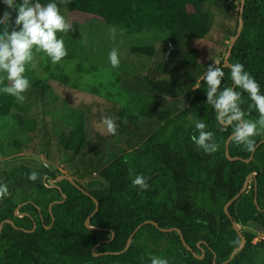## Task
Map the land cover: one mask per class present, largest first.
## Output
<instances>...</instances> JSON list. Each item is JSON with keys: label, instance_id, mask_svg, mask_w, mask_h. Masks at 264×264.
<instances>
[{"label": "trees", "instance_id": "16d2710c", "mask_svg": "<svg viewBox=\"0 0 264 264\" xmlns=\"http://www.w3.org/2000/svg\"><path fill=\"white\" fill-rule=\"evenodd\" d=\"M236 1L239 9L234 28L221 30L225 39L237 33L241 0H55L60 11L97 19L130 34L144 31L163 34L164 56L170 58L174 48H186L183 63L194 69L200 64L201 52L190 47L189 42L205 39L214 27L215 9L222 14V10L227 12L234 7ZM40 2L46 4L48 0ZM5 11H10L14 19L15 11L0 2V16ZM243 22L229 61L242 63L264 92V0H245ZM6 27L0 26V33ZM77 42L74 38L62 60H71L83 51L82 44ZM131 52L153 57L156 47L139 45L132 47ZM217 66L225 73L221 87L232 86L230 68L224 61ZM160 68L165 70L163 65ZM45 69L52 78L70 83L66 75H55L50 64ZM201 72L190 75L192 92L188 105L158 125H154L153 120L163 102L177 96L182 81L177 77L154 79L149 76H132L131 80H125L130 85L126 88L129 99L127 107L118 111L116 138L124 139L129 150L117 154L119 158L114 162L117 170L111 174L100 171L105 181V184L100 182V188H94V179L82 184L80 180L85 178V173L76 174L71 170L70 176L81 189L66 179L57 182L58 187L49 184V180L59 174L53 165L54 154L49 149L53 144L50 122L46 116L39 119L36 135L51 163L38 166L37 160H31L37 167L21 163L0 172V184L7 188V195H0V225L4 224L0 234V264H151L154 255L167 259L169 264H223L241 243L233 222L241 227L246 244L226 264H258L256 249L263 248L264 241L254 243L256 233L246 227L257 225L264 229V130L252 138L255 148L251 152L231 139L229 154L240 159L229 160L226 143L233 129L220 125L215 119L214 109L206 101V84L200 79L204 69ZM116 78L120 81L122 77L118 74ZM41 82L38 80L34 86ZM7 83V80L0 81V87ZM236 90L241 91V108L246 118L258 119L255 107H249L252 102L248 94L239 88ZM93 92L97 90L93 88ZM15 102L13 96L0 94V118L15 115ZM190 117L206 123V130L213 133L218 145L217 151L207 153L193 143L191 136L198 134V130L191 124ZM126 131L136 133L139 139L132 141L124 137L122 134ZM62 139L56 136L57 147L64 155L86 156L84 148L90 144L86 132L75 140ZM13 143L20 145L17 141ZM111 143L96 145L94 150L104 152ZM28 150L32 155L38 153L36 146ZM251 156L249 163L244 161ZM14 159H23V156L16 155ZM63 160L65 157L60 162ZM31 171L37 173L36 181L28 179ZM252 173L256 177L231 203L227 214L225 205L241 191ZM135 174L147 178V189L132 185ZM63 194L66 200L58 203L63 200ZM94 199L99 209L90 219V226L95 230H90L86 220L95 211ZM7 220H12L19 229ZM146 221H154L158 227L144 224L133 236L128 250L122 252L130 235ZM35 225L36 229L31 232ZM159 228L179 229L192 251L184 246L177 231L164 232ZM193 252L204 257L199 259Z\"/></svg>", "mask_w": 264, "mask_h": 264}, {"label": "rangeland", "instance_id": "374dc122", "mask_svg": "<svg viewBox=\"0 0 264 264\" xmlns=\"http://www.w3.org/2000/svg\"><path fill=\"white\" fill-rule=\"evenodd\" d=\"M234 5L227 12L222 10V14L220 10L215 9V24L207 37L189 42L190 47L197 48L201 52L200 64L196 69L183 63L182 54L186 52V48H174L170 58L164 56L162 51L166 47L162 42L165 39L163 34L154 31L130 34L115 29L113 35L109 31L110 26L102 21L85 16H74L67 10L60 11L71 28L68 32L57 35L63 37L66 49L70 48L76 38L77 43L82 44L83 51L71 60H61L55 64L45 54H34L35 67L26 68L25 75L29 78L30 87L24 93V101L16 100L14 116L0 118V172L21 163L36 165L30 159H14L16 155H32L28 152V148L34 146L38 153L32 156L39 158L36 161L37 165L51 163L45 153L46 148L41 145L39 136L36 135L38 120L46 116L50 122V134H52L50 136L53 142L49 149L51 148V154H54L53 165L59 176L66 175L73 179L69 170L76 174L85 173V178L80 180L81 183L86 184L94 179V188H100V182L105 184L104 179L101 178L102 174L99 175L100 171L111 174L117 170L118 165L114 163L119 158L117 154L122 150L125 152L129 150L128 143L125 144L124 139L116 138L119 125L118 111L127 107L129 99L126 88L130 85H127L126 81L131 80L132 76H149L154 79L179 78L182 83L177 96L167 98L163 102L152 123L158 125L175 116L188 105L192 92L190 75L193 72L200 75L201 69L205 71L208 64L214 62L219 65L225 60L232 38L225 39L221 36V30L223 27L234 28L239 9L238 1ZM148 44L156 47L153 57L138 56L131 52L132 47ZM114 48L118 50L120 61L116 67H113L108 60V54ZM47 64H50L51 71L56 73L55 75H66L70 83L52 78L50 72L45 69ZM161 65L165 66V70L160 68ZM190 71L193 72L189 75ZM118 74L122 77L120 81L116 78ZM38 80L42 82L36 87L34 84ZM76 85L79 88H76ZM93 88L97 93L93 92ZM105 117L114 118L116 125L114 132L107 129L103 122ZM82 132L89 135L90 144L84 148L86 156L64 155L57 147L56 136L63 138L62 141H71ZM122 135L132 141L139 139L136 133L130 131ZM14 141L19 142L20 145L16 146ZM110 142H112L110 147L104 148V152L98 150L97 153L95 152L96 145L105 146ZM22 152L26 153L21 154ZM64 157L63 163L60 162ZM246 229L256 233L254 243L264 241L263 228L250 225ZM256 250L258 264H264V247H258Z\"/></svg>", "mask_w": 264, "mask_h": 264}, {"label": "clouds", "instance_id": "9594fccd", "mask_svg": "<svg viewBox=\"0 0 264 264\" xmlns=\"http://www.w3.org/2000/svg\"><path fill=\"white\" fill-rule=\"evenodd\" d=\"M7 9L14 10L16 15L12 18L10 11L0 16V26H7L0 33V81L8 83L0 87V94L13 96L18 102L25 99L24 93L30 87L26 73L27 67H35L34 53L43 52L52 63H57L67 55L64 39L57 33L68 32L71 28L66 17L60 12L55 0H48L42 4L40 0H0ZM10 24L12 25L10 28ZM114 35L115 28L109 27ZM109 63L116 67L119 65V53L112 49L108 54ZM232 86L221 87V80L225 73L214 62L207 65L200 77L206 84V101L215 112V119L222 126L232 127V139L254 151L255 142L252 139L264 129V92L260 84L247 71L242 63H232L230 66ZM248 94L252 104L259 113L256 120L246 118L245 110L241 108V91ZM198 134L192 135L191 140L198 149L210 153L218 149L213 133L207 131V125L202 119L189 118ZM110 132L115 131V122L112 117L103 120ZM38 175L35 171L28 174V179L36 181ZM147 178L142 174H135L131 179L134 186L147 189ZM0 195H7V188L0 184ZM151 264H169L165 258L151 257Z\"/></svg>", "mask_w": 264, "mask_h": 264}, {"label": "water", "instance_id": "95a60500", "mask_svg": "<svg viewBox=\"0 0 264 264\" xmlns=\"http://www.w3.org/2000/svg\"><path fill=\"white\" fill-rule=\"evenodd\" d=\"M244 5H245V0H241V7H240V13H239V23H238L237 33H236V35H235V36L232 38V40H231V43H230L229 48H228V51H227L226 58H225V60H224V64H225L226 67H229V66L231 65V63H230V61H229V58H230V56H231V54H232L233 47H234L236 41L238 40V38L240 37L241 32H242V29H243V24H244V22H243V10H244ZM231 139H232V135L228 138L227 143H226V156H227V158H228L229 160H237V159H240V158H237V157H231L230 154H229V143H230V140H231ZM23 159H30V160H37V161L39 160L38 157H36V156H32V155H26V156H23ZM251 159H252V156H251L249 159L244 160V161L247 162V163H249V162L251 161ZM255 177H256V174H255V173L250 174V175L248 176V178H247V181L244 183L243 188L241 189V191H240V192H239L234 198H232V199H231V200L225 205L224 209H225V212H226L227 214H229L228 208H229V206L231 205V203H232L234 200H236V199H237V198H238L243 192L246 191V189L248 188V185H249V181H250L252 178H255ZM64 179L70 181L74 186H76V187H78L79 189H81L73 179H71L69 176H66V175H61V176H58L56 179L49 180V184L52 185L53 187H58L56 183H57V182H60V181H62V180H64ZM66 197H67L66 194H63V200H62V201H57V202L59 203V202H63V201H65V200H66ZM94 201H95V203H96L95 211H94L93 214H92L90 217H88V219L86 220V227H88L90 230H95L94 227L90 226V219H91V217H92L94 214L97 213V211H98V209H99V203H98V201L95 200V199H94ZM255 203L257 204V199H255ZM51 207H52V204L50 205V211L52 210ZM16 213H18V212H16ZM52 220L54 221V218H53ZM7 222L10 223V224H12L14 227H16L15 224H14V222H13L12 220H7ZM147 223L154 224L155 226L158 227V224H157L156 222H154V221H146V222L140 224V225L135 229V231L130 235V237H129V239H128V242H127V245H126V248H125L122 252L128 250V248L130 247V245H131V243H132V238H133V236L135 235V233H136V232H137V231H138V230H139L144 224H147ZM3 226H4V224L2 223V224L0 225V234L2 233ZM16 228H18V227H16ZM233 228L235 229V231H236V232L238 233V235L240 236V238H241V243H240L239 247L236 248V249L233 251V253H232L231 256H230V259H229L228 261L224 262L223 264H226V263L230 262L232 259H234L235 256L238 255V254L242 251V249L245 247V244H246L245 238H244L243 234H242L241 231H240V226H239L236 222H233ZM18 229H19V228H18ZM35 229H36V225L34 226V229L31 230V232H33ZM159 229H160L161 231H164V232L177 231V232L180 234V237H181V240H182L184 246H185L188 250H191V251H192V249L186 244V242H185V240H184V237H183V234H182V232H181L179 229H175V228H170V229L159 228ZM24 231H25V232H28V230H24ZM109 242H110V241H109ZM203 252H204V251H203ZM95 255H97V254H95ZM193 255H194L195 257L199 258V259H202V258L204 257V255H202V256H198V255H197L196 253H194V252H193ZM214 261H215V258H214Z\"/></svg>", "mask_w": 264, "mask_h": 264}]
</instances>
